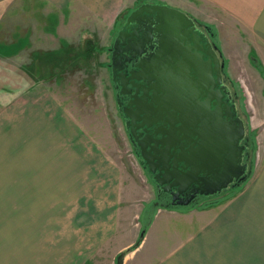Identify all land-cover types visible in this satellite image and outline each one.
I'll return each mask as SVG.
<instances>
[{
    "label": "rangeland",
    "instance_id": "374dc122",
    "mask_svg": "<svg viewBox=\"0 0 264 264\" xmlns=\"http://www.w3.org/2000/svg\"><path fill=\"white\" fill-rule=\"evenodd\" d=\"M144 2L213 34L249 138L246 178L188 206L154 205L113 94L109 47ZM263 167L264 34L231 13L203 0L0 2V264H117L128 247L122 264L157 263L167 226L225 202Z\"/></svg>",
    "mask_w": 264,
    "mask_h": 264
},
{
    "label": "water",
    "instance_id": "95a60500",
    "mask_svg": "<svg viewBox=\"0 0 264 264\" xmlns=\"http://www.w3.org/2000/svg\"><path fill=\"white\" fill-rule=\"evenodd\" d=\"M142 13L155 19L161 49L150 61L141 60L127 79H122L123 87L131 86L128 92L121 90L128 96L122 112L130 122L132 143L136 130L143 129L140 139L135 136L140 157L156 184L171 195L169 204L158 206H188L196 195H217L246 178L244 146L239 144L245 126L222 83V56L197 30L196 21L168 5L142 4L128 16L126 24ZM119 42L131 49L125 34L119 32L111 55L113 79ZM144 234L143 228L138 244ZM130 251V247L122 250L117 264H122Z\"/></svg>",
    "mask_w": 264,
    "mask_h": 264
},
{
    "label": "crops",
    "instance_id": "0c3cea01",
    "mask_svg": "<svg viewBox=\"0 0 264 264\" xmlns=\"http://www.w3.org/2000/svg\"><path fill=\"white\" fill-rule=\"evenodd\" d=\"M45 1L55 6L78 0ZM203 1L231 13L238 24L251 26L263 36L264 0ZM232 49L237 52L234 45ZM36 113L48 115L42 109ZM49 127L55 128L51 123ZM184 217L181 225L167 226V252L152 264H264V167L225 202L190 210Z\"/></svg>",
    "mask_w": 264,
    "mask_h": 264
},
{
    "label": "flooded vegetation",
    "instance_id": "af4514ba",
    "mask_svg": "<svg viewBox=\"0 0 264 264\" xmlns=\"http://www.w3.org/2000/svg\"><path fill=\"white\" fill-rule=\"evenodd\" d=\"M142 4H160L163 5L162 3H148L144 2ZM142 4L138 5L136 8L131 10L129 14L123 19L121 22L119 28L117 29V32L115 34L114 40L111 44V47H109V52H110V60H111V55L112 52L114 51V41L116 37L118 36L119 32L125 34V38L129 40L130 44L129 46L131 49H125L126 46L121 44L120 42L118 43V47L116 49V56H115V64L117 65L118 69L117 72L115 73V78H112V73H111V62L109 64L110 68V78L113 86V94L115 98V102L117 105V109L124 121V126L126 129V132L129 136L130 132V122L127 117L124 116L122 110L124 106L126 105L128 101V96L121 93V90H124L128 92V90H131L130 85H125L124 87L121 85V81H125L127 77L129 76L130 70H133V68H137V64L142 60H147L150 61L151 56L156 54L157 50L161 49V39L158 37V34L155 32V27H156V21L153 18H149V15H144L142 14H135L134 20L132 22H129L126 24L128 16L136 10L139 6ZM196 21V20H195ZM196 21L195 26L197 27V30L203 34L205 39H209V36H212L213 34L208 31V28L205 27L204 29L199 27V23ZM211 42V41H210ZM211 44H213L211 42ZM125 46V47H124ZM223 59H221L222 61ZM221 74H222V83L226 86V90L229 91L230 93V101L231 104L234 103V96L230 90V86L227 83L226 76L224 74V69H221ZM134 92V89L129 93L131 95ZM226 98V97H225ZM235 104V103H234ZM237 110V108H236ZM236 115L239 116L238 111L236 112ZM240 117V116H239ZM241 118V117H240ZM242 119V118H241ZM243 123L245 122L242 119ZM245 124V123H244ZM245 126V125H244ZM141 134L144 135L143 129L139 128L136 130L135 136L137 139L141 138ZM135 136H132L133 138V143L132 146L135 150V154L137 155L139 162L143 165L144 170L147 172L151 182L154 185V190H155V195H156V200L154 201V204L160 205H167L171 201V195L169 192H165L162 188V186H158L156 182L153 180L154 174L148 171L146 165H144V161L140 157L139 154V148L135 145L136 139ZM130 139V137H129ZM240 145L244 146L243 150V156H242V163L246 165L247 167V158L249 157V149H248V144H249V138L246 136V128H245V136L244 138L240 141ZM182 145L184 148L188 147L187 142H182ZM177 151V150H176ZM180 168H182V164H179ZM247 170V169H246ZM230 187V186H229ZM223 191H221L222 193ZM218 193V194H221ZM215 196V195H213ZM212 197V196H210ZM206 197L201 196V195H196L195 198L192 200L194 203H197L199 200L204 199ZM192 202V203H193Z\"/></svg>",
    "mask_w": 264,
    "mask_h": 264
}]
</instances>
